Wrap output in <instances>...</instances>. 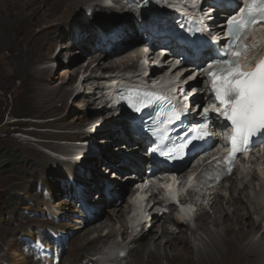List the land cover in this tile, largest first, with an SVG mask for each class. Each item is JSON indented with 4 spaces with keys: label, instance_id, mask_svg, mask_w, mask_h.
<instances>
[{
    "label": "bare ground",
    "instance_id": "6f19581e",
    "mask_svg": "<svg viewBox=\"0 0 264 264\" xmlns=\"http://www.w3.org/2000/svg\"><path fill=\"white\" fill-rule=\"evenodd\" d=\"M121 1L122 0H114V6H110L111 8L108 6H100L98 10L96 9L97 11L94 13L100 15L97 23L98 27L101 25V27L104 28L107 22L116 19L114 17L115 11L117 10L116 13L118 14V7L121 6L123 8ZM126 1V3H130L136 10L143 11L147 8L145 5L148 2L147 0L142 1L143 5L139 3L141 2L139 0ZM8 2L9 0H0V25H2L0 26V47L4 46L6 43L8 46V42L6 41L9 39L11 42L14 37L18 38V35L20 38H23L24 34H38L37 40H35L36 43L34 44L35 52L33 53V61L31 65H29V68L32 69L33 78L41 79L46 75H51L54 78L56 76H62L63 78L60 86L56 88L57 91L53 98L50 99L51 103L48 105V108L46 109V107H43V111L45 109L49 110V113L55 116L54 121L48 125L55 128H62L63 130L56 131L55 129L42 132L41 137L62 139V143H53L51 141L52 143L49 142L47 145L53 147L62 154L69 155L72 153V155H70V158L69 156L68 158H66V156L64 158H58L34 146H28V150L41 160L40 167L45 169V173L51 174L50 168L56 167V165H59L60 167L57 166L59 168L67 167V169H69L68 181L74 179L77 181L76 183L85 186L83 198L89 207L95 208V205L99 203V201L93 202L90 199L92 191H95V193L100 192V200L105 206L108 203L114 205L113 211H110L111 216L107 218L109 224L103 220L97 222L100 215L104 211H108L105 208L100 214L95 212L94 217L90 219L85 214L80 216V219L76 221L79 226H74V230L75 228L81 230L87 227L88 224H90L89 226L95 224L96 227L91 230L92 232L90 231V234L77 237L75 240L77 246L76 250L92 248L93 245L95 246L96 243L99 242L104 243L106 248H119L121 252H125L124 256L120 253L111 255L107 253V251L100 252L106 259L103 260V263L106 261L109 264H263L264 226H262V223L264 221V179L261 178L258 170L260 173L264 174V150L260 152L261 155L258 159L252 160L248 167L250 170L257 166L256 171H251V173L248 172L243 178H239L237 175V177L230 180L232 183L227 181L228 183L225 182L218 188L214 187L210 189L212 193L210 192L208 196V202H201L197 205L200 213L195 218V227L189 226L187 222H181L179 217L177 219L167 214L159 216L155 213L150 227L146 228L144 226L138 235L130 238V243L127 247L120 248V243L122 242H116L114 240L113 242L109 241L111 238L113 239L114 235L121 233L123 229H126V231L121 233L122 241L127 239L128 236H131L128 221L129 209L133 204L132 197L134 196V192L132 190L129 192L128 189L125 191L123 188L124 186H129V183H133L134 177H124L126 176L124 171H129L137 175H146V165L149 159L145 154L146 149L140 140L142 133L136 135L134 132L135 130H131L128 122L130 115L123 113L120 117L114 118L111 114L112 105H110V101L107 98L105 99L108 89L106 84L111 81L112 74H114V76H123L125 80H128V84H130L131 79L129 77L132 76L130 72L135 71L137 73L142 70L138 65V60L144 59L145 57H148V60H150L147 67L152 69L155 75L161 74L166 70L168 62L172 60V57L165 55L160 61L162 67H153L151 64L153 61H151V59L153 60L154 58L157 60V58H159V51L162 47L157 45L151 46L146 55V44H143L145 43L143 38L139 39V31H137L133 25L131 29L122 28L123 34L119 35L121 40L114 43L116 45L118 43L122 44L120 47L122 49L121 52H116V50L110 53L107 51L103 52L104 47L106 49H111V46L108 45L109 43H113L111 39L108 38L106 43L102 42L103 40L99 39L100 37L97 35V30H95V32L94 30L91 31L94 34L93 36H91V34L86 36L82 33L84 29L82 28V26H84V24H82L83 19H81V17L79 19L76 18L77 14L72 13L75 11H72V9L75 8L76 5L80 6L87 3L88 6H86L91 8L94 4L100 3V0H11V2ZM86 6H82L81 8ZM134 12L136 14V11ZM129 13L133 12L129 11ZM59 19L65 20L64 23L67 21V24L68 22L73 25L77 24V26H80L81 31L76 32V30H73L70 26V36L68 38L67 32L63 26L60 33L53 34L54 28L59 25L58 23L62 22ZM21 24H24L23 26L25 28L19 27L20 29L14 33L16 27ZM156 24L161 26L164 22L160 21ZM33 27H40L44 37H41L38 32L32 33ZM13 34L16 35L14 36ZM127 37L129 38V42L124 41L125 39L127 40ZM66 38L72 41L66 43ZM76 39L80 41H76ZM64 40L65 43H63ZM99 41L101 47L96 51H93V49L91 50L90 47H96L99 45ZM58 44L60 45L59 50H57ZM88 45H90L89 48L87 47ZM81 47L88 52L89 61L85 65L81 66L77 63L79 61L78 59H80L79 56H76L71 61V63L77 64L64 73L53 71L51 66L40 65V63H48L54 59V57L57 58L63 55V49L74 50ZM55 50L57 51L54 54ZM114 54H116L115 57L109 59V57ZM177 58L179 59V56ZM107 59L109 60L107 61ZM190 69L194 72L193 67ZM107 70L113 73L108 76L100 73V71L105 72ZM177 71L178 68H176L173 73ZM82 72L83 78L82 80L79 79L81 87L79 89H75L76 87L68 88L67 85L77 83V78ZM122 72H126L129 77H126L124 73L120 75ZM187 72L188 71H186L184 75H186ZM180 78L183 80L185 76L182 75ZM86 89L90 92V96L87 97V110L90 104L96 105L98 108L96 115L99 113V115L103 116L105 122L103 121V124H100L98 122L99 119L93 120L92 118V122H85L86 125L82 130L80 126L83 124L84 116L81 113H73L68 99L75 93L76 95L72 100L74 101L77 96L85 93ZM99 90L100 93H98ZM202 100L204 99L201 97V101ZM117 127L119 128L117 129ZM74 128H79V131L74 134L72 132L69 133L68 129ZM83 137L88 138L82 140ZM97 137L100 139L96 142L102 144L100 152L97 153L92 150L86 159L84 157L75 159L74 155L84 147V145L81 144L94 143ZM76 138L78 141L64 144L66 141L63 140H72ZM42 142H44L42 139L39 140V144ZM115 144L120 148L116 153L113 148ZM121 144H124L123 147L126 146V150H122L123 147ZM134 144L139 145L138 148L140 149L138 151V148L133 147ZM73 149H75L74 152H72ZM103 159L107 160V162L104 163ZM108 167H111L119 177L114 175L113 172V175L110 176V179L113 180H110L109 177L108 180H105L103 176ZM80 168H84L85 171H80ZM240 171L243 172L242 170ZM87 173H89L90 178ZM254 180L258 181V187H256V182ZM65 186L67 187V185ZM249 190L253 191V194L250 193ZM128 192L131 200L125 197V201L123 196ZM107 193L112 196V199H108L106 196ZM116 194H118L117 199ZM138 195L142 196L143 194ZM157 198L160 197L157 196ZM121 199L122 201L124 199L125 203L116 204L117 200L121 201ZM65 204H67V206H65ZM70 205V202L62 200L56 204V207H60L62 210L64 209L62 215L78 210L77 208L72 209ZM146 210L145 208L144 212H146ZM256 213H258V218L253 216V214ZM59 214L61 215V213ZM209 224L212 225L213 228L209 229ZM108 227L109 230L107 229L108 231L102 235V231ZM74 230L71 232L72 234L76 232ZM198 231H202L206 236H202L201 233V236H199ZM107 241L111 243H107ZM129 246L131 247L129 248ZM140 248L142 249V258L138 261L132 260L131 253H135L137 249ZM26 253H29V251ZM16 258L18 263L29 264L30 260L27 259L26 255L24 256L20 253L17 254ZM92 260L93 259H89L87 263L89 264ZM51 261L52 260H50V262ZM121 261H124V263ZM94 262L96 264H103L101 257L94 259ZM33 263L34 261L31 262V264ZM59 263L63 264V257H61ZM13 264H17V262Z\"/></svg>",
    "mask_w": 264,
    "mask_h": 264
},
{
    "label": "rangeland",
    "instance_id": "374dc122",
    "mask_svg": "<svg viewBox=\"0 0 264 264\" xmlns=\"http://www.w3.org/2000/svg\"><path fill=\"white\" fill-rule=\"evenodd\" d=\"M9 2H11V0H9ZM86 5L87 3H84L80 6L76 5V7L72 9V11H75L71 12L73 14H77L76 18L79 19L81 17V19H83L82 24H84V26H82V28L84 29L82 33L85 34L86 32H89L91 33V36H93L94 34L91 31L95 30V22L99 21L98 18L100 15H96L94 11H92L93 7L90 8L87 7L88 5ZM82 6L86 7L81 8ZM115 15L116 14H114V16ZM60 21V23H58L59 25L54 28L53 34L60 33L63 26L65 31L67 32L68 38L70 36V26L73 30H76V32L81 31L80 26H77V24L73 25L69 22L67 24V21L66 23H64L65 20ZM90 22L93 23L89 24ZM23 25L24 24H21L20 26L16 27L14 33H16V31H18V29L22 27L25 28ZM33 32H38L41 37H44L43 31L40 27H33L32 33ZM13 35L15 36L16 34ZM30 35L31 33L29 35L24 34L23 38H20L18 35V38L14 37L11 42L9 41V39L7 41L5 40L6 42H8V46L6 45V43L4 46L0 47V149L12 148L13 150V155L4 154L0 159V166H4L6 164L9 165L7 168L3 169L2 172H0V264H13L15 262H17V264H23L18 263L16 258L17 254L20 253L24 256L26 255L27 259L31 262L34 261L33 257L30 256L31 253L25 252L29 243L26 237L35 236L36 234H43L45 236H48V229H61L62 231H65V233L68 232L69 234L68 236L70 237V245L63 256V264H88L87 262L89 261V259H93L91 262H89V264H96L94 262V259L98 257H101L103 263V260L106 259L105 256L100 252L107 251V253L111 255H115L117 253L122 254L124 252H121V249L119 248H106L104 243L99 242L96 243L95 246L93 245L94 248L92 246V248L89 249L76 250L77 246L75 240L77 239V237L84 234H90L92 232L91 230H93L96 226L95 224H93L94 226H89L90 224H88L87 227L81 230H78L77 228H75L74 230V226H79V224L76 222L78 219H80V216L77 215L79 210L71 213H64L62 215L64 209L62 210L60 207H56V204H58L62 200L65 202H70V206L72 207V209H75L78 206V202L71 199L73 194H70L68 196L65 195L68 191L67 187L64 186L62 188L63 185L68 184L69 169H67V167L59 168L60 166L56 165V167L50 168L51 174L45 173V169L40 167L41 160L34 153L28 150V146H34L37 149L43 150L48 154L55 155L58 158H64L65 156L66 158H68V156L70 158V155H72V153H70L69 155L62 154L56 151V149H54L53 147L47 145V143L51 141L53 143H62V139L41 137L42 132L55 129L56 131L63 130L62 128H55L48 125L49 123L54 121L55 116L52 113H49V110H46L48 108V105L51 103L50 99L53 98L54 94L57 91L56 88L60 86L63 78L62 76H56L54 78L51 75H46L41 79L33 78V73L31 71L32 69L29 68V65H31V62L33 61V53L35 52L34 44L36 43L35 40H37L38 34L31 36ZM68 38L65 39L67 41L66 43L72 41ZM79 39L78 41H80ZM139 39H141V36H139ZM65 40L63 41V43H65ZM90 48L91 50L93 49V51L97 50L95 47ZM59 49L60 45L58 44L57 50ZM57 50H55L54 54ZM63 52V55L57 58L54 57V59H52L48 63H40V65H48L53 68V71L57 73H64L68 69L73 68L77 63L82 66L87 64L89 61L88 52L86 51V49H83V47L74 50L63 49ZM116 54H114L113 56L111 55L109 59L111 57H115ZM76 56H79V61L77 63H71V61ZM109 59H107V61ZM149 61L150 60H148V57H145L144 59H139L138 65H147ZM151 61H153V63H151L153 67L159 66L161 58H157V60L153 58V60L151 59ZM108 71L109 70L105 72L100 71V73L105 76H108L109 74L113 73L112 71ZM82 76L83 72L78 76L77 83L67 85V87H76L75 89H79L81 87L79 79ZM98 93H100V90L98 91ZM75 95L76 94L73 93L72 96H70V98L68 99V101L71 106V110L74 114L81 113L84 116V120L82 122L83 124H81L80 126L82 130L86 125L85 122H92V118L93 120L99 119L98 122L100 124H103V121L105 122V118H103V116L99 115V113L98 115H96V111L98 110L96 105L90 104L87 110V97L90 96V92L88 89L85 90V93H82L81 95L77 96L75 100L72 101ZM43 107H46L44 111ZM23 112L28 113L29 117L18 118L13 115L15 113ZM118 128L119 127H117V129ZM68 131L69 133L72 132L74 134L75 132L79 131V128L68 129ZM86 138L88 137H83L82 140ZM41 139L44 142L39 144V140ZM95 139V142L91 143L90 145H88L87 143L81 144L84 145V147L80 151H83L85 155L90 154V151H92L93 149H96L97 152H100V147L102 146V144L96 142L100 138L97 137ZM63 141H66L64 142L65 144L71 143L72 141H78V139H66ZM123 145L124 144H121L122 147ZM133 147L138 148V145L134 144ZM113 148L115 153L120 150V148H118L116 144L113 145ZM122 150H126V147L124 146ZM138 150L139 148L137 149V151ZM74 151L75 149H73L72 152ZM256 170L257 166L253 167L252 171ZM99 172L101 171L99 170ZM258 173L260 174L259 170ZM87 174L90 178L89 173ZM124 174L127 177L134 176L129 171H124ZM105 175H107V172H105ZM103 178L105 177L103 176ZM255 182L256 187H258V181L256 180ZM229 183H232V181ZM123 189H125V191H127L128 189L129 192L130 190L134 192L136 188L133 187V184L131 183L129 184V186H124ZM129 192L124 195L123 198L127 197V199L130 200ZM249 192L253 194V191L249 190ZM99 193H92L93 198H91L93 200H99V203L98 205H95V208L99 209L100 212L98 214L102 213L104 211V208L108 211H104L100 215L99 220L97 219V222L103 220L108 223L109 221L107 220V218L111 216L110 211H113L114 205H110V203H108L105 206L100 200L101 194ZM108 199L110 200L112 199V197L110 196L108 197ZM125 201L124 199L123 201L122 199L121 201L117 200L116 204H123L125 203ZM65 206H67V204H65ZM131 208L132 205L129 210H131ZM59 213H61V215ZM253 216L258 218V213L253 214ZM57 218H59V222L56 220ZM262 226H264V221L262 223ZM147 227L149 228L150 226L146 225V228ZM208 228L211 229L213 228V226L209 224ZM107 229L109 230V227L105 228L101 234L104 235L108 231ZM73 230L76 231L74 234L71 233ZM123 231H126V229H123L122 232ZM121 233H117L113 236V239L111 238L109 241H119L122 242L120 243V248L125 246L127 247L130 243L129 241L131 236H128L127 239L122 241ZM198 233L199 236H206L202 231H198ZM109 241H107V243ZM130 247L131 246H129V248ZM141 255L142 249L140 248L137 249L135 253H131V258H133L132 260L134 261H138L142 258ZM30 261L29 264H31ZM121 262L124 263V261ZM103 264L109 263L105 261Z\"/></svg>",
    "mask_w": 264,
    "mask_h": 264
},
{
    "label": "snow or ice",
    "instance_id": "6c2138e0",
    "mask_svg": "<svg viewBox=\"0 0 264 264\" xmlns=\"http://www.w3.org/2000/svg\"><path fill=\"white\" fill-rule=\"evenodd\" d=\"M244 4V8L238 6L239 17L232 16L226 22L225 31L229 37L225 41L226 48H217L215 51L210 48L206 53L197 52L187 56L181 54L187 63L195 64L199 70L190 74L188 79H196L197 75L210 78L207 88L219 107L213 105L211 110L207 107L200 109L197 112V115L202 117L199 127L194 128L191 134L185 133V139L181 143L174 144L171 148H160L158 145L153 149L166 160L183 159L190 145L193 149L197 146L194 141L205 140L211 136L208 129L213 120L219 127L226 129L230 125L232 129L231 152L217 162L226 166L225 172L228 175L231 174L237 153H246L260 142H264V60H261L253 71H244L241 64L246 47L243 40L253 24L264 21V0H244ZM176 63L179 64L180 61ZM136 95L141 96L138 92ZM142 98L147 100L148 95L143 94ZM161 99L163 98L156 96L154 102ZM193 103L195 104V101ZM147 106L149 105L145 104V107ZM199 107L196 105L192 111H197ZM136 111L141 109L136 108ZM161 111L164 132L178 121L182 122L186 115V109L176 108L173 104ZM253 137L257 138L255 143ZM161 138L164 139L163 135Z\"/></svg>",
    "mask_w": 264,
    "mask_h": 264
},
{
    "label": "trees",
    "instance_id": "16d2710c",
    "mask_svg": "<svg viewBox=\"0 0 264 264\" xmlns=\"http://www.w3.org/2000/svg\"><path fill=\"white\" fill-rule=\"evenodd\" d=\"M13 115L16 116V117H18V118H26V117H29L28 113H26V112H23V113H15ZM4 154H11V155H13L12 148L11 149L10 148H1L0 149V159L2 158V156ZM8 166H9L8 164H6L4 166H0V172H2V170L5 169V168H7Z\"/></svg>",
    "mask_w": 264,
    "mask_h": 264
}]
</instances>
